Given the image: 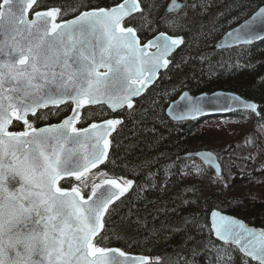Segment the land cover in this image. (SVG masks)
Here are the masks:
<instances>
[{
	"label": "snow or ice",
	"instance_id": "1",
	"mask_svg": "<svg viewBox=\"0 0 264 264\" xmlns=\"http://www.w3.org/2000/svg\"><path fill=\"white\" fill-rule=\"evenodd\" d=\"M36 5L37 0H0V264H147L146 257L101 244L133 181L92 170L108 160V137L123 121L107 119L88 128L76 123L85 105L133 109V98L155 82L185 41L159 32L142 42L130 26L132 14L143 12L139 0L85 6L59 22V8L35 11L29 19ZM174 6L184 5L174 0ZM165 23L172 28L175 22ZM228 35L244 44L264 38V8ZM181 99L187 101L181 118L202 114L198 100L187 93ZM67 103L74 104L73 114L59 124L36 127L28 118L38 121L39 110ZM243 106L256 110L255 104ZM13 120L23 130L9 131ZM212 216L220 240L264 264V230Z\"/></svg>",
	"mask_w": 264,
	"mask_h": 264
},
{
	"label": "trees",
	"instance_id": "2",
	"mask_svg": "<svg viewBox=\"0 0 264 264\" xmlns=\"http://www.w3.org/2000/svg\"><path fill=\"white\" fill-rule=\"evenodd\" d=\"M168 1L141 0L143 12L130 18V26L137 28L143 42L162 31L183 37L185 42L171 57L168 69L136 100L133 109L114 114L105 105L88 107L79 124L85 127L113 116L123 119L112 137L103 169L108 176L132 180L134 185L108 222L104 232L107 238L101 244L151 255L155 258L151 264H259L237 246L219 241L210 215L219 209L264 230V198L259 194L264 181L258 179L264 170L249 171L248 165L242 169L232 161L231 182L219 189H204L200 180L206 172L212 173L215 181L223 179L201 160L183 155L212 148V138L199 132L202 122L210 118L173 121L166 110L185 90L199 94L223 89L256 101L260 115L239 111L222 119L253 115L264 126V40L232 49H213L217 40L249 18L264 0H184L186 5L180 13L162 16ZM117 2L120 0H38L34 10L59 8L61 20L86 10L85 6L110 7ZM192 4L197 7L193 9ZM165 21L175 23L169 28ZM71 108L70 103L49 108L37 114L42 119L31 116L30 121L36 127L58 122ZM23 127L14 122L12 130ZM231 146L234 144L229 143ZM245 182L249 188L254 186L251 193L230 192V187Z\"/></svg>",
	"mask_w": 264,
	"mask_h": 264
},
{
	"label": "water",
	"instance_id": "3",
	"mask_svg": "<svg viewBox=\"0 0 264 264\" xmlns=\"http://www.w3.org/2000/svg\"><path fill=\"white\" fill-rule=\"evenodd\" d=\"M38 1V0H37ZM139 3H140V7L141 9L143 10V6H142V2L141 0H139ZM175 3H179L181 5H184L183 7L181 8H176L174 6V0H169V2L167 3L163 13H162V16H168V15H172V14H178L180 13L186 3L183 1V0H175ZM35 8V6H34ZM33 10L29 13H27V16L29 19L31 18H34L33 17V12L35 11H46V10H49V9H40V10ZM260 8H264V4L261 5L255 12H257ZM51 9V8H50ZM169 9H171V11H169ZM255 12L252 14L254 15ZM140 12H135L132 14V16L138 14ZM251 15V16H252ZM131 16V17H132ZM251 16L249 18H247L246 20L250 19ZM73 18V17H72ZM70 18V19H72ZM129 18H126L125 22L128 20ZM242 21L241 23H239L238 25L234 26L233 28L229 29L219 40H217V42L215 43L213 49L215 50H224V49H232V48H235V47H238V46H241V45H253L255 43H258V42H261L264 40V38L262 39H256V40H253L251 43L249 44H244V43H235L233 42L232 38L228 35V33L230 32H233V30L235 29H238L241 27V25H243L245 23V21ZM58 22H59V17H58ZM162 32H165V31H162ZM167 35L169 36H173V37H180V36H177V35H172L168 32H165ZM158 34V33H157ZM156 34V35H157ZM137 35L139 36L138 34V31H137ZM140 37V36H139ZM154 37V36H153ZM152 37V38H153ZM150 38V39H152ZM141 39V38H140ZM142 41V40H141ZM143 42V41H142ZM182 46V45H181ZM179 46L177 49L174 50V52L168 57V59L171 61V57L180 49ZM154 51V49H153ZM171 64V63H170ZM170 64L168 65V67L170 66ZM168 67L166 69H160L159 72H158V75H157V79L155 80L154 83L152 84H149L147 86V88L145 89V91L143 92V94L140 96V97H136V98H133L134 99V106L136 105V100L141 98L143 95L146 94V92L151 88L153 87L156 82L159 80L160 78V75L162 72L166 71L168 69ZM185 93H187L188 96L192 97L194 100H198L201 105H202V108H203V112L201 115H198L196 116L195 118H192L191 116H185L183 118H181L178 113L183 110L187 104V101L185 100H182L181 97H183L185 95ZM69 104V103H67ZM67 104H62L60 105V107L64 106V105H67ZM71 104V103H70ZM244 104H255L256 105V110L255 112H253L251 109H247L245 108L243 105ZM101 105H105L107 106L111 111L112 109L109 107L108 104L106 103H102V104H97V105H85L82 109H80V119H79V122L81 121V118L83 116V112L86 108L88 107H97V106H101ZM74 104H72V108H71V112L66 116H70L73 114L72 112V109L74 108ZM50 108H54V107H51ZM126 108V107H125ZM123 108V109H125ZM123 109H117L115 112L112 111L114 114H117L118 112H120L121 110ZM43 110H46V109H41L37 112V114L40 112V111H43ZM239 111H248L250 113H253V114H257V115H260V112H259V104L254 101V100H251V99H247L245 98L244 96L236 93V92H233V91H227V90H223V89H219V90H216V91H212V92H203V93H199V94H194L192 92H190L189 90H185L181 93V95L175 99L174 101H172L169 106L167 107V110H166V114L173 120V121H190V120H200V119H204V118H220V117H225V116H228V115H231L233 113H237ZM36 114V115H37ZM32 115L30 114L29 115V120H30V117ZM64 117V118H66ZM64 118H62L61 120H59L58 122H54V123H50V124H59ZM107 119H120L123 121V119L121 117H118V116H113V117H109V118H106L104 120H107ZM104 120H100V121H93L91 122L90 124L92 123H97V124H102V122ZM14 122H17L15 120H13V123L12 125L14 124ZM76 123V127H78L77 125L79 124ZM22 124V122H19ZM89 124V125H90ZM12 125L9 126V131H14L12 130ZM47 125V124H45ZM45 125H42V126H38V127H44ZM89 125L85 126V127H81V128H88ZM121 124L118 125L116 127V130L113 131L111 133V135L108 137V139L111 141V144H110V147H109V150H108V153H109V156H110V151H111V147H112V137L113 135L118 131V129L120 128ZM21 131V130H20ZM183 157H186V158H196V159H199L201 160L205 165L211 167L215 173L218 175V176H222L223 174V165H222V162L220 160V157L219 155L213 151V150H210V149H199V150H196V151H190L186 154L183 155ZM109 159V157H108ZM108 160L105 161V163L107 162ZM104 164H101L98 166V168H101L102 166L105 165ZM218 166V167H217ZM97 168V169H98ZM96 169H93L92 171H94ZM108 178H117L119 179V177H114V176H108ZM66 179H74V178H66ZM133 185H134V182H133ZM131 191V189L129 190V192ZM128 193L125 194V196L127 195ZM124 198V197H121V199ZM118 202V201H117ZM215 212V213H218L220 216H226V217H230L234 220H237V221H240L242 222L246 227L250 228V229H254V230H257V231H261L262 229L261 228H258L256 226H253L249 223H247L245 220H243L242 218L236 216V215H233V214H230V213H226L224 211H221L219 209H214L212 212H211V215H210V218H211V223L213 225V221H214V217L212 216V213ZM213 229V227H212ZM214 232V230H213ZM215 234V232H214ZM215 237L225 243L224 241L220 240L216 235ZM98 238V237H97ZM225 244H231V242H228V243H225ZM234 245V244H233ZM237 246V245H235ZM238 247V246H237ZM109 248H119L121 249L122 251H124L129 257H146L147 258V264H151L155 261V258L151 255H146V254H142V253H133V252H128L120 247H109ZM239 248V247H238ZM246 255V254H245ZM248 257V256H247ZM251 258V257H249ZM123 259V258H121ZM252 259V258H251ZM256 262L259 263V261L255 260Z\"/></svg>",
	"mask_w": 264,
	"mask_h": 264
},
{
	"label": "rangeland",
	"instance_id": "4",
	"mask_svg": "<svg viewBox=\"0 0 264 264\" xmlns=\"http://www.w3.org/2000/svg\"><path fill=\"white\" fill-rule=\"evenodd\" d=\"M69 113L64 114L59 120L66 117ZM79 124L77 126L81 128ZM199 132L209 135L212 138V148L210 150L215 151L219 155L223 165V174L220 177L212 169L213 173L223 180L215 181L211 178L212 173L206 172L204 177L200 180V184L204 189L210 191L214 188L219 189L223 185L227 186L232 180V172L230 170L232 161L242 169L248 165L249 171L264 170V126L257 123L253 115L248 117H236L234 119L210 118L206 122H202L199 126ZM229 143H233L234 146H231L232 148L229 147ZM219 147H221V149L218 152ZM242 158L245 160L243 161ZM92 172L106 173L104 170ZM102 178L103 177H101V179ZM258 179L264 181V172L262 175L258 176ZM72 180L73 181L70 180L72 184H75V180ZM72 184H70V186H72ZM248 188L245 182L241 186L235 185L232 188L230 187L229 190L230 192L235 191L237 194L243 195L251 193L254 186ZM89 190L90 187L89 189H84L85 192ZM259 194L264 198V187Z\"/></svg>",
	"mask_w": 264,
	"mask_h": 264
},
{
	"label": "flooded vegetation",
	"instance_id": "5",
	"mask_svg": "<svg viewBox=\"0 0 264 264\" xmlns=\"http://www.w3.org/2000/svg\"><path fill=\"white\" fill-rule=\"evenodd\" d=\"M103 120H104V119H103ZM96 170H104V169H103V167H102V168H98V169H96ZM96 170H94V171H96Z\"/></svg>",
	"mask_w": 264,
	"mask_h": 264
},
{
	"label": "bare ground",
	"instance_id": "6",
	"mask_svg": "<svg viewBox=\"0 0 264 264\" xmlns=\"http://www.w3.org/2000/svg\"><path fill=\"white\" fill-rule=\"evenodd\" d=\"M184 1V0H183ZM169 2V1H168ZM185 2V1H184Z\"/></svg>",
	"mask_w": 264,
	"mask_h": 264
}]
</instances>
